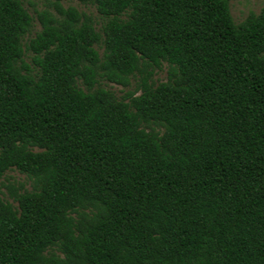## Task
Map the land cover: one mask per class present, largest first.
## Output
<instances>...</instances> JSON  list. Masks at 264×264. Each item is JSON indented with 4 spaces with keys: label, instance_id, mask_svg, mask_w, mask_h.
Masks as SVG:
<instances>
[{
    "label": "trees",
    "instance_id": "16d2710c",
    "mask_svg": "<svg viewBox=\"0 0 264 264\" xmlns=\"http://www.w3.org/2000/svg\"><path fill=\"white\" fill-rule=\"evenodd\" d=\"M63 1L0 0V264H264V0Z\"/></svg>",
    "mask_w": 264,
    "mask_h": 264
},
{
    "label": "rangeland",
    "instance_id": "374dc122",
    "mask_svg": "<svg viewBox=\"0 0 264 264\" xmlns=\"http://www.w3.org/2000/svg\"><path fill=\"white\" fill-rule=\"evenodd\" d=\"M49 0H22L24 8L33 16L32 9L41 10L48 6ZM228 4L229 14L233 23H239L249 12L257 13L260 9L263 0H226ZM32 4L31 6L29 5ZM63 7L71 6L76 8L78 11H82L88 14L95 21H99V18L90 5L83 6L76 0H65L62 3ZM97 27V26H96ZM39 26L36 21H33L30 36H33L37 32ZM165 78L164 67L161 70L155 71L152 80L154 83L163 81ZM101 87L112 92L116 97H121L126 91L132 90L134 83L133 80L130 81V86L123 89L111 83L102 82ZM7 175L16 182H24V177L16 172H9Z\"/></svg>",
    "mask_w": 264,
    "mask_h": 264
}]
</instances>
